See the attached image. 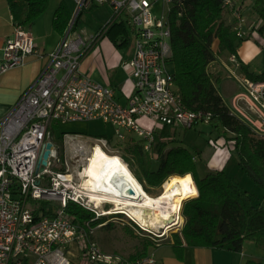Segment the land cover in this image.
I'll return each instance as SVG.
<instances>
[{
  "label": "built area",
  "instance_id": "2783aa9c",
  "mask_svg": "<svg viewBox=\"0 0 264 264\" xmlns=\"http://www.w3.org/2000/svg\"><path fill=\"white\" fill-rule=\"evenodd\" d=\"M90 1L110 4L116 18L127 12L135 29V54L130 62L134 93L125 104L117 99L112 87L81 70L83 57L99 35L84 37L75 33L76 20ZM184 1L76 0L77 11L60 44L47 54L48 62L41 74L16 105L0 118V264H75L66 254L74 240L82 244L88 264H163L153 253L128 262L101 250L92 237L96 226L90 220L78 222L66 211V206L75 202L96 217H102L110 215L111 210L103 207L109 201L98 204L92 200L70 172L68 163L65 170H55L54 166L62 162L55 146L43 171L39 170L38 163L46 142L51 140L50 127L56 120L67 123L101 119L115 127L118 140L124 141L133 135L149 153H152L156 132L141 125L142 117L163 126L192 128L201 121L210 123V113L193 111L184 105L173 72L168 68L173 53L168 14L171 6ZM239 1L223 0L222 8L240 20L243 15ZM258 1L264 0H251L254 8ZM158 2L168 6L167 15L153 13V5ZM234 26L238 37L248 36L245 28ZM13 29V37L4 47L0 74L24 63L27 55L38 52L30 29L21 24H15ZM230 60L239 65L235 55ZM241 80L251 100L264 111V79L241 77ZM239 96L238 99H243ZM33 199L57 201L60 206L55 215L36 219L30 205ZM130 218L147 230L134 217ZM182 222L172 226L180 229ZM150 232L154 237L164 236Z\"/></svg>",
  "mask_w": 264,
  "mask_h": 264
},
{
  "label": "trees",
  "instance_id": "16d2710c",
  "mask_svg": "<svg viewBox=\"0 0 264 264\" xmlns=\"http://www.w3.org/2000/svg\"><path fill=\"white\" fill-rule=\"evenodd\" d=\"M50 1L8 0L15 23L24 26H32L46 12ZM222 3L223 0H185L182 4L170 7L168 23L173 53L169 62L175 65L174 81L184 105L193 111L210 113V123L221 126L224 129L223 136L234 142L241 167L264 187V135L257 133L232 112L223 101L217 85L218 78L208 70L220 52L227 51L235 55L241 42L248 39L238 37L235 26L227 22L226 17L230 13L222 8ZM254 6L264 19V1H258ZM55 14L54 27L65 33L72 20V13L65 1H62ZM115 18L113 15L100 32L114 28ZM216 41L219 42L218 50L214 48ZM241 68L250 79H264V72L256 74L242 63ZM165 127L153 144L158 153L154 157L135 136L116 144L120 155L147 191L161 187L172 175L193 174L199 194L183 205L185 222L180 232L173 233L175 250L195 246L241 251L247 241L264 249V204L225 169L210 170L201 175L196 169L195 156L178 144L176 135L168 130L169 125ZM63 138L64 134L53 139L62 155ZM108 139L110 143L114 140L112 137ZM30 205L35 210V218L39 219L55 215L60 203L33 199ZM66 211L80 223L90 220L94 226L102 223H105L103 227L111 226L110 222L106 223L108 219L96 217L95 213L78 203L69 202ZM127 230L134 234L128 226ZM160 244L161 239L158 237L146 235L141 247L136 246L133 255L117 256L128 262L135 261L151 253L149 250ZM246 264H264V261L248 260Z\"/></svg>",
  "mask_w": 264,
  "mask_h": 264
},
{
  "label": "crops",
  "instance_id": "0c3cea01",
  "mask_svg": "<svg viewBox=\"0 0 264 264\" xmlns=\"http://www.w3.org/2000/svg\"><path fill=\"white\" fill-rule=\"evenodd\" d=\"M62 1L66 2L73 18L78 8L76 0H74L73 9L71 8L72 3L69 4L67 0H58L55 3L56 5H54L52 11H50L49 13H43L39 17V19L31 27H29L33 34L38 52L27 55L24 63H22L21 65H17L0 74V118L6 115L12 109V107L16 105V102L19 100L21 95L39 77L48 62L47 54L49 53V51H54V49L60 44L62 38L65 36L67 30L65 31V33H61L56 29V27H54V20L56 16L55 13ZM239 3V5L241 6V13L243 15L240 19H242L246 14L249 15L247 17L248 19H246L247 22L243 25H240L243 28L248 29V39L243 41V44L238 48L237 53L235 54L239 65L233 63L230 60V57L232 56L231 53L222 51L217 55L215 61L210 63V65L208 66V70L213 75H215L216 78H218V87L219 85H222L221 88H219L221 95L223 96V93L226 92L227 95L231 97V104L228 106L232 110V112L238 115L245 122H247L257 133L264 135V131L261 130V128L263 129L264 127V111L261 110L257 103L251 100L250 96L247 93V89L246 87H244V84L241 80V77H247V75L243 73L244 70L241 68V63L247 66V69L249 71H252L256 74H261L264 72V64L258 62V59L262 55V52H264V19L261 16L250 19V15L252 14L251 12H257V10L252 6V2L250 0H240ZM96 4L97 3H95L94 1H90L85 8H87L88 6L91 7L92 5ZM105 4L107 5L108 3ZM160 4L163 3L158 2L153 5V13L155 8ZM163 6L165 5L163 4ZM229 15L233 14L230 13ZM234 18L239 20L236 16H234ZM79 22H81L80 16L78 17L77 26ZM256 23L257 25L256 27H254ZM15 24L16 23L14 21L13 13L8 0H0V62L3 59L2 55L4 53V47L6 46L7 41L13 37V28ZM77 26L76 29H78ZM25 27L27 28L28 26ZM119 27H123V29L125 30V35L119 37L122 38L121 42H119V39L111 40L109 38V35H118L115 30ZM101 28L102 27H100V30L98 31V37L95 41H93V44L87 51L86 55L83 57V60L81 62V70L85 74L91 76L97 82L112 87L116 91L117 99L122 104H125L127 103L129 97L134 93V83L132 78H130V62L135 54V44H133L132 47L131 45L127 47L129 48L128 53H126L127 56L123 55L116 48V46H119L120 48L122 45L130 43L132 37L135 38L136 43L135 29L132 25L130 15L127 12L121 13L116 18L114 28L109 30H107L106 28L104 32H100ZM214 48L216 50L219 49L218 41L214 43ZM92 50L93 52L91 53ZM123 64L128 68L126 72H123L122 68L120 69V66H122ZM168 68L172 72H174V63H172L171 68L168 64ZM239 95H242L243 99H238V97H240ZM139 121L143 127L154 128L156 132V138L157 136H159L160 132L166 128L165 125L163 126L154 124L152 121L145 117L140 118ZM169 126L170 129L168 130L171 132V134L174 133L175 135L177 133L176 128L181 127L173 125ZM50 131H52L51 127ZM63 134L67 137L66 144H69L70 140L68 139V137L70 138L71 133L70 135L67 132ZM50 135L51 141H53L52 136L53 139L59 138L54 134V132H51ZM74 136L82 137L86 135L76 133L74 134ZM86 137L90 138L89 136ZM231 144L233 145V148H235V144L234 142H232V140ZM54 146L56 147V143H54ZM223 152H225L223 149H216L208 160L206 167L207 169L205 170V172L199 173L201 175H204L210 170L226 169V167H228L230 159L228 157H225L224 159L220 158ZM151 154L153 157L158 155L154 148H152ZM194 159L196 160V157ZM241 170L246 172L242 167ZM228 173L231 176L233 175L230 172ZM233 176L235 177L236 175ZM260 186L262 188V191H260L261 195L264 193V187L262 185ZM147 192L151 194L152 197L161 194V192L157 194L152 191ZM256 198L258 201H261L264 204V198H260V196H257ZM182 217L184 220L183 215ZM163 240L166 243L163 242V244L161 242V244L157 246L158 248L156 249V251H154L153 253L160 261L163 262V264H246L248 260L264 261V256L260 252L248 253L244 248L245 244L241 251L230 250L227 248L195 246H184L182 250L178 251L175 250L176 248H174L172 244L173 237L168 236V238H165ZM151 250L152 249H150L149 251L152 253ZM66 254L72 259L75 264H86L87 262L82 253V244L78 240H74L69 244ZM80 258H83V261H81Z\"/></svg>",
  "mask_w": 264,
  "mask_h": 264
},
{
  "label": "rangeland",
  "instance_id": "374dc122",
  "mask_svg": "<svg viewBox=\"0 0 264 264\" xmlns=\"http://www.w3.org/2000/svg\"><path fill=\"white\" fill-rule=\"evenodd\" d=\"M57 1L58 0L50 1V7H48L49 9H47L45 13H49L50 11H52ZM67 2L69 4L72 3L71 8L73 9L74 0H67ZM112 8L113 7L109 4L107 5L96 4V5H92L91 7L88 6L87 8H85L83 12H81L80 15L81 22L78 23L77 26L78 29H76L75 33H81L84 37L97 35L98 31L100 30V27H103L112 18L114 12ZM163 8L164 10H162ZM163 12H165L164 14L166 15L168 14L167 5L163 6V4H160L154 10V13L157 16H162ZM251 13L252 14L250 15L251 16L250 19L259 17L256 11H253ZM248 16L249 15L246 14L242 19L237 20L234 18L233 15L228 14L227 19L230 24L243 25L247 22L246 19H248L247 18ZM259 25H260V21H259ZM29 27L31 26H28L27 28L30 29ZM246 30L248 31L247 28ZM115 31L117 32L118 35L110 34L109 38L111 40L119 39V42H121L122 38L119 37L125 35L124 34L125 30L123 29V27H119L116 28ZM75 33H73L72 35H75ZM133 44H135L134 37H132L130 43L124 44L120 48L119 46L118 47L116 46V48L123 55L127 56L126 53H128L129 51V48L127 47H129L130 45L132 47ZM242 44L243 42H241V45ZM92 52L93 50L91 51V53ZM258 62L264 64V52H262V55L258 59ZM169 67L170 68L172 67V62H169ZM121 68L123 72L124 71L126 72L128 70V68L124 64L120 66V69ZM221 86L222 85H219L218 88H221ZM223 98L227 105L231 104V97L228 96L226 92L223 93ZM51 129H53V132L57 137H61L63 135L62 133L65 132H67L69 135L71 133L70 138L68 137V139L70 140L69 144L68 143L66 144L67 137L64 136L63 138L64 140L63 155L59 152V149L56 144V147L58 149L57 151L61 155L62 162L54 166L55 170H65L67 168L66 165L68 163L69 164L68 168L70 172L82 184L84 179L82 172L84 171V167L87 163V159L89 158L92 152L93 147H95L96 145L98 146L99 144L109 154L120 155V151H119L120 149L116 143L122 141L115 138V132H114L115 127L112 126L111 124L105 123L101 119L100 120L96 119L95 121L83 120V121H73L67 123H59L56 120L52 122ZM176 130H177L176 138L177 141H179L178 144L186 147L196 157L195 165L197 167L196 169H198L199 172L201 173L205 172V170L207 169L206 167L208 160L216 149L218 150L223 149L225 152H223L220 158L224 159L225 157H228L230 159L228 167H226L225 170L233 175H236L235 177L233 175L232 176L244 189L248 190L251 194H253L255 198L257 196H260V198H264V193L260 195V191H262L260 183L258 184L255 180H253V178L250 176L249 173L241 170V165L239 164V160H238V154H236L237 150L233 148L231 141L229 139H226L225 136H223L224 129L221 128V126H217L211 123L207 124L201 121L198 124H196L193 128L178 127L176 128ZM124 131L128 133L126 130ZM76 133L89 136L90 138L86 136H82V137L74 136V134ZM111 137L114 138V140L113 142L110 143L108 138ZM103 139H105L106 141H104ZM52 140H53V136H52ZM162 190H163V185L159 188L151 189V191L155 192V194L162 192ZM103 207L104 210L106 211L111 210L110 215L102 216L104 217V219H108V221L111 223V226H104V227L102 225L96 226V229L94 230L92 237L93 240L101 247V250H103L106 254L112 256L121 255L123 257H129L130 255H133L135 253L136 246L141 247V242L143 239L146 238V235L147 236L152 235L150 231L159 234L164 233V230L161 227V225H163L164 223L163 224L161 223L158 228L145 225L147 227L146 230L142 226H139L126 213L117 212L118 210L115 209L116 205L114 203L108 202ZM127 226L133 230L134 234H131L127 230ZM182 227L180 229L174 227L172 231L168 232V234H165L164 236L158 238L161 239V242L163 243L164 242L163 239L168 238V236L173 237V233L180 232ZM157 248L158 247H152L151 248L152 253H154V251H156ZM244 248L248 253L260 252L264 256V249L260 248L253 242L250 241L245 242ZM80 260L83 261V258H80ZM24 264H28V263L25 262ZM86 264L88 263L86 262Z\"/></svg>",
  "mask_w": 264,
  "mask_h": 264
},
{
  "label": "bare ground",
  "instance_id": "6f19581e",
  "mask_svg": "<svg viewBox=\"0 0 264 264\" xmlns=\"http://www.w3.org/2000/svg\"><path fill=\"white\" fill-rule=\"evenodd\" d=\"M83 187L98 204L116 205L117 212L134 217L143 225L158 228L164 223V235L183 221L185 201L199 194L193 175H172L158 196L149 194L136 178L127 162L118 154H109L101 145L93 147L84 167ZM135 190L133 195L127 189Z\"/></svg>",
  "mask_w": 264,
  "mask_h": 264
},
{
  "label": "water",
  "instance_id": "95a60500",
  "mask_svg": "<svg viewBox=\"0 0 264 264\" xmlns=\"http://www.w3.org/2000/svg\"><path fill=\"white\" fill-rule=\"evenodd\" d=\"M53 146H54L53 141L50 140V141L46 142V144L44 146V149L42 151V154H41V156L39 158L38 167H39L40 171H43L45 169V167L48 165V163H49L48 160L50 158ZM126 191H127L128 195H133L135 193V190L132 187H129Z\"/></svg>",
  "mask_w": 264,
  "mask_h": 264
}]
</instances>
